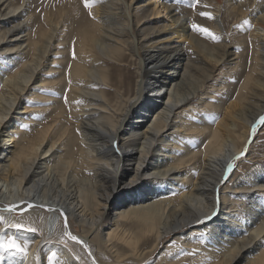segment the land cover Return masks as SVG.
Instances as JSON below:
<instances>
[{
  "label": "bare ground",
  "instance_id": "1",
  "mask_svg": "<svg viewBox=\"0 0 264 264\" xmlns=\"http://www.w3.org/2000/svg\"><path fill=\"white\" fill-rule=\"evenodd\" d=\"M24 1L0 0V58L9 62H0V208L10 211L0 213V236L25 246L0 249V264H35L42 238L21 219L5 224L30 206L48 213L44 237L62 216L80 225L76 240L73 227H63L71 246L50 241L38 250L55 247L62 263L83 264L86 253L98 259V248L117 264L142 263L175 235L180 246L166 245L157 264H264V160L222 186L229 164L250 161L241 153L246 145V156L252 152L247 142L264 116V0H206L221 39L216 16L227 9L252 48L235 96L225 93L219 119L203 127L191 119L206 108L207 82L219 62L236 64L238 55L228 60L227 45L211 51L189 33L195 0H161L169 22L152 21L158 0H91L89 23L60 7L35 34ZM67 21L78 28L60 49ZM57 52L59 61L50 58ZM56 62L61 77L51 84L63 97L23 105L48 85L43 77ZM195 98L201 105L189 107ZM187 139H197L196 148Z\"/></svg>",
  "mask_w": 264,
  "mask_h": 264
},
{
  "label": "rangeland",
  "instance_id": "2",
  "mask_svg": "<svg viewBox=\"0 0 264 264\" xmlns=\"http://www.w3.org/2000/svg\"><path fill=\"white\" fill-rule=\"evenodd\" d=\"M21 1L22 0H13L14 3H21ZM25 1L28 3V7H29L26 9L25 12L31 14V16H32L30 19V30H29L32 34L37 33L38 29L40 27L44 26L43 24L45 22V18L47 16V14H49L50 12L55 14V12H57L60 9V7L63 8L65 15L70 16L68 19L78 21L79 25L80 24L83 25L84 23H87V22L89 23V21L92 19V15L90 12L91 10H89L93 6V1H91V0H89L87 7H85L84 0H25ZM25 1H24V4L26 3ZM151 1H153V0H151ZM161 2H162L161 0L157 1V7H158V4ZM168 2H171V1H168ZM193 3L194 4L187 7L188 11L186 13H188V15H187L188 20L191 21L192 25H194V24L198 25L200 29H207L208 31L206 33L201 32L199 29H194L191 26L189 33L194 35L199 40H201V42L209 50H211L210 48H213V49L215 48V51H217L216 49L219 48L218 52L220 51L222 53L224 50V48H223L224 46L221 47L219 45H221V44L227 45L226 49H228V51L231 52L230 56L228 57V60L235 57L236 54L238 55V57L236 58V60H238L236 64H230L229 65L224 60L223 62H221L222 64L219 62V65L215 68L216 70H214V72H213L214 73L213 77L210 78V80L207 82V84L210 86V87L208 86L209 89L211 88L209 90L210 93H208L209 96L205 95V94H204L205 95L204 97H203V95L201 96L203 98V101H204L202 105H206V108H202V106H200L201 101L199 99L195 98V99L190 100V104H189L190 106L188 105L189 107L200 106V109H198L195 112V114L192 113V116L194 115L195 118L193 116L191 121L194 122V125L197 124V126L199 125V127H203L204 125H208V123L213 125V123H215L219 119L220 110L223 107V105H225L227 102V100H222L223 95L225 93L232 91V96L233 95L235 96L236 89L235 88L232 89V88L235 84L237 85L241 82L242 75H244V72L246 70L245 67L248 65V62H249V54L251 53L252 46L249 42L246 43V41H244L241 38V35H239L241 32V31H239L240 25L238 26V22L235 21L231 15H229V13L227 12V9H225V11L223 10L224 12L221 10L222 11L221 15L219 14L216 16L217 19H219L218 23L220 25L223 24L222 26H223V29L226 33L224 35V38H223L224 40H223V39H221V36L218 33L219 31L216 28V25H214V23L212 22L213 21L212 18L214 15L212 12L213 9L210 5L211 3L209 1H206V0H195ZM24 4L22 5V7L24 6ZM176 4L182 5L178 1L176 2ZM150 6H152V5H150ZM184 6H186L185 3H184ZM158 9L160 10V12L157 15L150 16V17H152L151 18L152 21L155 19L156 20H162L163 19L164 22H169L170 19H168L167 11L161 7H158ZM201 13H206L207 15H201ZM76 27L78 28L77 24H73V23L71 24L69 21L65 22V24L59 29V30L63 31V34H61V37L59 36L58 40L55 41V43H58L57 46L61 45L60 40L62 37H63L62 42L64 43L66 41L65 45L67 46V43L68 42L70 43V41H71L70 38H71L73 32L76 31V29H77ZM241 41H243L244 44H241ZM63 43H62V45H63ZM188 43H189L188 41L182 42L184 47H187L188 49H190V44H188ZM60 47L61 46H58V48H60ZM220 48L221 49L223 48V49L221 50ZM190 51L191 50H188L189 53H190ZM54 55H56V56L50 55V58H52V59L56 58V61H59L61 58L60 53L57 52V54H54ZM3 60L0 58V62L6 61V63H9L8 60H5V59H3ZM7 66H8V64L5 65V63H4V67H7ZM47 67H49V66H47ZM60 67H61V64H60ZM231 67H233V68H231ZM54 68H55V70L49 72V74L46 73L47 76L43 77V80L48 81L47 84L49 86L47 85V86H45V88L43 87V88L39 89L38 90L39 92L37 91L38 95L35 92L34 93L35 96L34 95L28 96L31 98H29V100H26L25 104H23V105L29 104L28 106H30V104H31L32 108L33 107H36V108L40 107L41 108V107H43V105L46 106V104L48 103L47 102L48 100H49L50 104H47V106L51 105V103L55 99H60L61 97H63V96H61V93H59L58 89L54 88L56 83L51 84V81H53V80L55 81L56 79H59L61 77V73L59 74V72H58L59 62L55 63ZM3 70H5V68ZM46 71H48V70H43V73H45ZM239 71L241 72V78L239 77L238 79H236V74H238ZM57 81H55V82H57ZM39 82H41V81H39ZM39 82H37V83L39 84ZM48 87L49 88L52 87L53 89L51 88V90H50V89H48ZM211 90H212V92H211ZM214 90H216V91H214ZM50 93H51V95H50ZM41 96L43 99L41 98ZM43 96H45V99ZM46 97H48V100H46L47 99ZM205 97H208V98H205ZM32 98L35 99L36 101H33ZM42 103H44V104H42ZM20 106H22V105H20ZM210 108H212V109H210ZM199 110H201V111H199ZM200 112L204 113V116ZM31 115H33V114H31ZM18 123L16 124V126L19 129L26 128L25 121L20 122V124H18ZM203 123H207V124H203ZM254 126H255V131H252V133L249 136L248 142H247L248 144L252 145V152L249 153L250 156H249V154H248V156H246V154L243 156V157H246V159H247V157L250 158V161L249 160H242V161L237 160V161H235L232 168L229 169V171L226 174V178H225L223 185H222L223 187L230 184V182L232 180L239 178L242 175L248 173L254 167V165H257V164L263 162V160H264V158H263L264 157V124L257 123ZM196 140L197 139H192V141H191V139H187L186 141H184V144L187 143V145H191L192 147L194 146V148H196V146H195L197 144ZM247 147H248V145H246L245 150H248ZM245 150L243 151V153H245ZM252 164H254V165H252ZM260 194H262V193H260ZM111 208H112V206H108L109 210H111ZM5 210L6 209L0 208V213H1V211H5ZM6 211H8L10 213L9 210H6ZM14 213L16 214L17 218L15 217V218L10 219V217L6 216L7 217V219H5L6 226H11V224H9V223L13 222V221L15 222L17 219L18 220L21 219V221L25 222L26 224L30 223V225L32 227V228L30 227L31 228L30 230H31L33 236L37 235L40 238H42V242L40 243V246H39L40 249L41 248L43 249L42 245H45V243H49L50 241L51 242L57 241L56 243H60V244L68 243L70 245V240L67 239V237L65 235V233H67V231H65V233H64V229H63V227H65L67 225L68 226L71 225V227H73L72 236H75V237L77 235L79 236L80 231H81L80 225H78L74 220L73 221L69 220L67 222L65 217L62 216V218L60 217L56 221V224H54L55 226L53 225L54 227L51 226L52 228H49V231H51V232H49V237H47V236L44 237L43 236V223H44L43 219L45 217H47V215H48L46 210H40L38 208L32 209V206H30L28 208L22 207L21 209H18ZM28 214H30L29 216L31 217V220H26V218H28ZM1 215H3V214H0V217H1ZM222 216H226V215L222 214ZM106 221L107 220H104V222H106ZM201 221H203V220H201ZM94 236H95V233L93 232L89 238L93 240ZM8 237H10L9 234L6 237L0 236V239L7 240ZM11 237H13V235ZM67 240H69V241H67ZM46 245L44 246V249H45ZM166 245L167 246L171 245L172 247H174V245L180 246V240H177V239L175 240V235L169 236L167 239L164 240L163 244L160 246L161 248L158 247V249L150 257L145 259L142 263H137V264H157V257L163 251V249H166L165 248ZM96 246H98L97 242L93 241V243L91 245V251H92L91 254L93 253L95 255L97 253V247ZM39 248H38V250H39ZM38 250L36 251L35 264H67L66 262L62 263L63 261H57L56 260L58 257V254L55 250V247H50L48 252H46V254H42L43 252L41 253V251L39 252ZM123 250H124V248H122V247L118 248V251H123ZM188 253H189L188 256H192V257H196L199 254V253H196V251L194 252L192 249H189ZM84 255L86 256L85 260H89L88 258H90V260H92V262H91L92 264H94V262L96 260L99 262L98 263L96 261L98 264H117L113 261V259L110 256L104 255L103 250L101 251L99 248H98V255H97L98 259H95L93 255H90L88 253H86ZM50 256L52 257L51 261H49V259H48ZM85 260L83 259V261H82L83 264H89V262L85 261ZM118 264H120V263H118ZM121 264H124V263H121ZM125 264H133V263L127 262Z\"/></svg>",
  "mask_w": 264,
  "mask_h": 264
},
{
  "label": "snow or ice",
  "instance_id": "3",
  "mask_svg": "<svg viewBox=\"0 0 264 264\" xmlns=\"http://www.w3.org/2000/svg\"><path fill=\"white\" fill-rule=\"evenodd\" d=\"M89 0H84L85 7L88 6ZM201 15H207L206 13H201ZM194 29H199L201 32H207V29H200L198 25H192ZM74 54V53H73ZM259 124H264V116L260 118V120L257 122ZM253 130L255 131V126H253ZM246 153H241V156H244ZM229 168H232V165H228ZM15 227H20V225H15ZM73 240H76L77 238L75 236L72 237ZM0 249H3L5 251H17V252H24L25 246H22L20 243L17 242V240L14 237H8L7 240L0 239ZM49 261H51L52 257L50 256Z\"/></svg>",
  "mask_w": 264,
  "mask_h": 264
}]
</instances>
